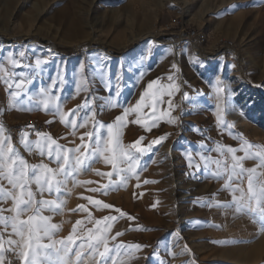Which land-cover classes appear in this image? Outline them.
Wrapping results in <instances>:
<instances>
[{
    "label": "rangeland",
    "instance_id": "obj_1",
    "mask_svg": "<svg viewBox=\"0 0 264 264\" xmlns=\"http://www.w3.org/2000/svg\"><path fill=\"white\" fill-rule=\"evenodd\" d=\"M0 32L11 39L21 35L32 39L10 42L0 36V66L15 73L13 79L27 78L24 87L34 96L42 87L51 89L55 82L52 107L58 103L65 113L76 109L78 124L89 113L88 108L78 107L85 100L95 112V122L106 126L123 107L139 101L149 82L159 81L153 91L160 86L167 89L169 84L179 86V91L165 94L156 104L159 119L150 109L141 111L146 122L156 119L150 131L136 123L122 129L123 145L140 137L144 138L142 147L151 145L150 151L139 155L135 175H97L96 170L113 171L99 158L76 177L93 183L69 181L68 190L59 196L62 207L56 214L43 213L51 216V223L60 225L53 239L66 238L76 221H82L77 225L78 245L90 229H103L107 223L111 225L105 233L109 248L124 245L119 255L113 252L108 264H264V231L256 222L259 208L255 200L251 213L238 214L233 193L224 188L227 175L213 178L215 165L206 168L201 159L220 158L216 151H208L218 144L239 147L246 140L264 146V0H0ZM103 45L120 54L110 53ZM17 51L26 52L22 68L10 62L9 54ZM97 65L102 73L95 70ZM218 79L224 89L223 124L218 123L221 114L216 108ZM4 80L0 72V125L29 164L49 161L38 152L28 153L20 144L21 135L15 139L12 128L40 125V132L69 148L94 130L90 119L73 135L70 126L42 105L38 110H19L23 105L13 102ZM17 99L29 103L24 95ZM113 103L121 107L113 108ZM169 117L175 122H167ZM136 118L135 113L128 117L129 121ZM102 131L106 134V127ZM29 133V140L36 141L35 132ZM164 136L160 144L151 143ZM258 164L255 159L243 162L245 169L256 168L254 189L264 185V168ZM50 166L56 167L54 163ZM120 175L127 179L121 182ZM232 187L239 188L246 201L248 173L233 180ZM85 197L113 207H97ZM41 198L57 199L55 194L45 192L41 197L37 193L36 199ZM217 203L233 206L221 208ZM80 205L87 211L78 210ZM0 206L7 209L12 203ZM105 217L115 219L105 222ZM0 232L5 240L18 239L9 237L10 227H0ZM135 245L144 247L137 250ZM77 250L73 247L71 264H75ZM88 251L84 249L85 254ZM18 252L7 248L5 264H22ZM100 260L97 255L84 264H100Z\"/></svg>",
    "mask_w": 264,
    "mask_h": 264
},
{
    "label": "snow or ice",
    "instance_id": "obj_2",
    "mask_svg": "<svg viewBox=\"0 0 264 264\" xmlns=\"http://www.w3.org/2000/svg\"><path fill=\"white\" fill-rule=\"evenodd\" d=\"M49 51L51 50L49 49ZM9 55L12 57L10 62L13 67H23L22 61L26 56L25 51H17ZM17 56L19 59L16 58ZM35 63L39 65L41 63L40 59L37 58ZM44 63H47V61H44ZM95 70L103 72V68L100 65H97ZM0 72L4 73V82L10 89V96L13 98V102L23 105L19 110H38L42 105L45 111H52L54 115H58L62 124L70 126L73 130V135H75L77 128L85 127L90 119L93 121L94 129L81 135V143L74 148L61 145L49 133L40 131H35L37 139L33 142L29 140L30 133L23 131L20 136V144L24 149L30 154L34 151L38 152L41 157H46L49 161L45 163L41 160L39 164L33 165L29 164L14 147L11 142V136L6 135L4 126L0 125V205L8 201L12 203L11 208L6 209L0 206V227L5 230L10 227L9 237H18L16 240L11 238L5 240L3 233L0 232V264H5V244L9 245L10 251L16 252L19 249L18 255L22 264H71L73 247L78 249L75 251V264H84L86 259H95L97 255L101 258L100 264H108L113 252L119 255L120 249L124 247V245H119L109 248L105 233L111 228L110 224L105 223L103 229L100 227L90 229L86 239L81 240L77 245V240L80 239L77 236V225H80L82 221H76V225L73 226L71 233L66 238L55 240L53 236L60 230V225L51 223V216H46L43 213L48 211L56 214L57 210L62 207L59 196L62 192L68 190L67 184L70 180L73 183H93L92 181L80 182L76 177L82 172L89 170L91 164L98 162L99 158H102L105 165H110L113 171L101 173L96 170L97 175L108 176L109 178L114 173H132L135 175L139 155L145 151H150L151 145L148 148L142 147L143 137H140L131 145H123L121 140L122 129L128 123H136L144 127L145 130L150 131L152 127L156 126V119H159V117H156V104L160 102L165 94L171 96L172 91H179V86L169 84L167 89H163L160 86L153 91L154 85H158L159 81L149 82L147 90L141 95L139 101L134 106L123 107L122 113L115 117L114 122L106 126L103 123L98 124L95 122V112L91 111L90 102L85 100L84 104L78 107L88 108L89 113L81 117L82 123L78 124L76 118L78 112L76 109L65 113L58 103L54 108L52 107V92L55 88V82H53L51 89L42 87L39 89L38 95L34 96L24 87L26 83H29L27 78L13 79L16 74L9 73L2 66H0ZM172 79L173 77L170 76L169 80ZM10 80L12 81L11 83H9ZM13 87L15 90H11ZM215 91L219 101L216 108L221 114L218 116V123L223 124V113L226 108L224 106V97L221 95L224 89L219 86V79L217 80ZM21 95L26 96L29 102L27 105L24 104V101L17 99ZM117 95H119L118 92ZM187 96L188 94L185 93V99H187ZM111 107H121V105L113 103ZM169 107L171 108V103H169ZM145 108L150 109L151 115L156 117V119L151 120V123L146 122L147 117L140 116L141 111ZM133 113L136 114L137 118L129 121L128 117ZM69 116H72L71 120H69ZM167 122L174 123L175 121L172 117H169ZM46 123H53V121H46ZM105 127L106 134L102 131ZM85 137H87V142ZM164 139H166V136L160 137L151 143L160 144ZM208 151H216L220 158L214 159L211 156H202L201 159L204 160L206 168L215 165V171L211 173L213 178L222 179L227 175L224 188L229 189L233 193L236 212L238 214L251 213V204L255 200L259 208L256 222L260 224L261 231H264V185L260 186L259 189H254L256 168L245 169L243 166L245 160L255 159L259 161L258 167L264 168V146L253 145L244 140L239 147L218 144L215 149H209ZM237 152H242L243 155H237ZM52 163L56 165L55 168L50 166ZM190 166L192 165L190 164ZM245 172L248 173L249 193L246 201L243 192L239 188L232 187V181L238 178L242 179ZM119 178L121 182L127 179L125 175H120ZM33 185L35 186V191H33ZM90 190L98 191V189ZM237 191H241L239 198L235 195ZM45 192L50 195L55 194L57 199H36L37 193L43 197ZM85 199H88L90 203L97 207L101 205L105 209L113 207L99 200H93L91 197H85ZM215 206L230 208L233 205L217 203ZM78 210L87 211L83 205L78 206ZM116 211L120 212L121 215H125L120 209H116ZM5 212L13 213V215L5 216ZM29 212L32 214L27 215L26 219L22 218ZM113 219L115 218L105 217L104 221ZM95 223L99 226L101 221L97 220ZM116 235H121V233ZM112 239H115V237H112ZM45 240H48L49 243H44L43 241ZM101 245H103V251H100ZM133 247L139 250L144 246L135 245ZM85 248L89 250L87 254L84 253Z\"/></svg>",
    "mask_w": 264,
    "mask_h": 264
},
{
    "label": "built area",
    "instance_id": "obj_3",
    "mask_svg": "<svg viewBox=\"0 0 264 264\" xmlns=\"http://www.w3.org/2000/svg\"><path fill=\"white\" fill-rule=\"evenodd\" d=\"M29 126H34V127L30 128ZM39 129H40V125L28 124L26 126H18L12 128L11 133L15 136V139L18 140L19 136L22 134L23 131L35 132V131H39Z\"/></svg>",
    "mask_w": 264,
    "mask_h": 264
},
{
    "label": "water",
    "instance_id": "obj_4",
    "mask_svg": "<svg viewBox=\"0 0 264 264\" xmlns=\"http://www.w3.org/2000/svg\"><path fill=\"white\" fill-rule=\"evenodd\" d=\"M0 36H2V37H4V38H6V39H8V40L11 41V38L8 37L7 35H5L3 32H0ZM43 38H44V37H43ZM23 40H24V41H27L28 39H24V38H23ZM42 40L46 42V39H45V38L42 39ZM103 47L106 48V49H108L109 52L112 53V54H116V55L120 54V52H118L117 50H115V49H113V48H110V47H108V46H106V45H103Z\"/></svg>",
    "mask_w": 264,
    "mask_h": 264
},
{
    "label": "bare ground",
    "instance_id": "obj_5",
    "mask_svg": "<svg viewBox=\"0 0 264 264\" xmlns=\"http://www.w3.org/2000/svg\"><path fill=\"white\" fill-rule=\"evenodd\" d=\"M189 34V33H188ZM191 36V35H190ZM23 38L24 39H27V37H26V35H21V36H18V39L17 38H15V39H11V41L10 42H13V41H23ZM36 39H39V41H41V42H44V41H42V37H38V38H36ZM35 39V40H36ZM27 41H32V39H29V40H27ZM45 43V42H44ZM62 51L64 52L65 51V48L64 49H62ZM61 51V52H62Z\"/></svg>",
    "mask_w": 264,
    "mask_h": 264
},
{
    "label": "crops",
    "instance_id": "obj_6",
    "mask_svg": "<svg viewBox=\"0 0 264 264\" xmlns=\"http://www.w3.org/2000/svg\"><path fill=\"white\" fill-rule=\"evenodd\" d=\"M11 136V135H10ZM12 138V137H11ZM4 248H5V250L7 249V248H9V245H7V244H5L4 245Z\"/></svg>",
    "mask_w": 264,
    "mask_h": 264
}]
</instances>
